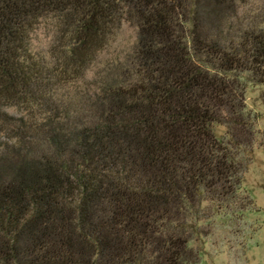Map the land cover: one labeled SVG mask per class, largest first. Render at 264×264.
<instances>
[{"label":"trees","instance_id":"16d2710c","mask_svg":"<svg viewBox=\"0 0 264 264\" xmlns=\"http://www.w3.org/2000/svg\"><path fill=\"white\" fill-rule=\"evenodd\" d=\"M246 2L0 0V264L197 262L214 217L246 208L264 0ZM123 21L135 45L91 93L77 82Z\"/></svg>","mask_w":264,"mask_h":264},{"label":"rangeland","instance_id":"374dc122","mask_svg":"<svg viewBox=\"0 0 264 264\" xmlns=\"http://www.w3.org/2000/svg\"><path fill=\"white\" fill-rule=\"evenodd\" d=\"M260 2L247 0L240 7V13L254 10ZM136 32L133 24L123 21L114 38L89 65L83 80L77 82L78 85L81 83V87L93 93L105 67L121 66L132 51ZM31 36V51L47 60L51 38L49 25L39 23ZM244 98L253 123V141L251 151L242 156L245 168L234 205L245 203L246 208L242 212L235 210L232 216L214 217L195 264H264V84L247 82ZM8 110L15 113L13 108ZM218 131H223V127Z\"/></svg>","mask_w":264,"mask_h":264}]
</instances>
